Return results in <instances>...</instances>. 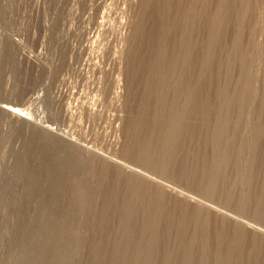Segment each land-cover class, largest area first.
Listing matches in <instances>:
<instances>
[{
  "label": "rangeland",
  "instance_id": "obj_1",
  "mask_svg": "<svg viewBox=\"0 0 264 264\" xmlns=\"http://www.w3.org/2000/svg\"><path fill=\"white\" fill-rule=\"evenodd\" d=\"M103 158L264 230V0H0V264H264Z\"/></svg>",
  "mask_w": 264,
  "mask_h": 264
},
{
  "label": "bare ground",
  "instance_id": "obj_2",
  "mask_svg": "<svg viewBox=\"0 0 264 264\" xmlns=\"http://www.w3.org/2000/svg\"><path fill=\"white\" fill-rule=\"evenodd\" d=\"M132 18V17H131ZM133 39H134V37H133ZM12 42H13V40H12ZM14 43H16V45L18 46V47H21L19 44H18V42H14ZM22 45V44H21ZM113 49V48H112ZM33 56V55H32ZM30 60H32V61H34L30 56L28 57ZM37 58V57H36ZM40 60V59H39ZM41 61V60H40ZM51 66V65H50ZM113 68V67H112ZM158 71V70H157ZM53 75V74H52ZM163 77V76H162ZM77 79V78H76ZM117 79V78H116ZM43 83V82H42ZM72 85V84H71ZM45 89V88H44ZM68 92V91H67ZM41 93V92H40ZM40 93H38V94H40ZM94 93V92H93ZM203 100V99H202ZM66 102V101H65ZM198 103V102H197ZM202 104V103H201ZM82 108V107H81ZM90 108V107H89ZM88 108V109H89ZM93 108V107H92ZM11 111V113L13 114V115H22V114H18V113H16V110L15 109H13V110H10ZM18 111V110H17ZM20 113V112H19ZM171 113H175L174 111L173 112H171ZM170 113V114H171ZM176 114V113H175ZM174 114V115H175ZM90 115V114H89ZM25 116V115H24ZM30 116V115H29ZM172 116V115H171ZM167 117H169L168 115H167ZM23 118H25V117H23ZM169 119V118H168ZM31 120V119H30ZM170 120V119H169ZM172 120V119H171ZM198 121V120H197ZM201 121H202V119H201ZM192 122V121H191ZM201 123V122H200ZM34 124V123H33ZM194 124V123H193ZM197 124V123H196ZM35 125H37V126H40L39 127V130L40 131H44V133H45V137L47 136L48 138H52V139H54V138H56V139H63L64 141H66V143H68V144H70V145H76V147H79L81 150H83L86 154L87 153H94V152H92V150L90 149V148H85L84 147V149L83 148H81L82 146H83V144H82V146L80 145V144H77V142H73V140L74 139H70V138H68L67 136H65V135H62L61 133H58V132H56L55 130H54V128H52V127H49V125L48 126H43V125H40V124H35ZM46 125V124H45ZM115 126V125H114ZM203 127V126H202ZM33 128H35V129H37L36 127H33ZM58 130V129H57ZM67 135H69L68 133H67ZM65 143V142H64ZM96 155V154H95ZM98 155V154H97ZM109 158V157H108ZM110 158H112V157H110ZM105 161H107L108 163H111V164H113V165H116L117 167H120L125 173H127V174H132V175H135V176H137V177H140L141 179H143V180H145V181H147V182H150V183H152V184H157L158 186H161L163 189H165L168 193H170V194H172L173 196H177V197H180L181 199H185L187 202H189V203H191V204H194V205H197V206H201V207H206V208H208V209H210V210H212V211H215L216 213H220V214H222V215H224L225 217H227V218H229V219H231V220H233V221H235V222H237V223H239V224H242V225H244L246 228H248V229H250V230H253V231H256V232H258V233H261L262 235H264V230H262V229H260V228H258L257 226H253V225H251V224H249V223H246V222H243L242 220H240L239 219V217L237 218V217H235V216H233V215H231V214H229V213H226V212H223V211H221L220 209H218V208H216V207H214V205L213 206H211V204L209 205V203L207 204V202H205V201H203V200H199V199H197L196 197H192V196H189L188 194H186V193H183L181 190L179 191V190H177V189H175V188H173V187H171L170 185H167V184H165L164 182H162V181H160V180H158V179H155V178H153V177H151V175H149V174H146V172L144 173L142 170H138V168H133V167H130L129 165H126V164H124V163H122V162H120V161H114L115 160V158L112 160H110V159H107V158H103Z\"/></svg>",
  "mask_w": 264,
  "mask_h": 264
}]
</instances>
